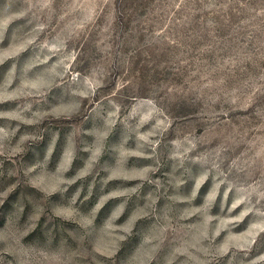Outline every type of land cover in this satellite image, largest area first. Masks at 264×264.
Listing matches in <instances>:
<instances>
[{
  "label": "rangeland",
  "instance_id": "1",
  "mask_svg": "<svg viewBox=\"0 0 264 264\" xmlns=\"http://www.w3.org/2000/svg\"><path fill=\"white\" fill-rule=\"evenodd\" d=\"M0 264H264V0H0Z\"/></svg>",
  "mask_w": 264,
  "mask_h": 264
}]
</instances>
